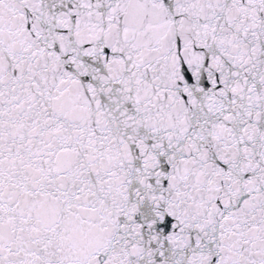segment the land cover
Listing matches in <instances>:
<instances>
[{"label": "water", "instance_id": "1", "mask_svg": "<svg viewBox=\"0 0 264 264\" xmlns=\"http://www.w3.org/2000/svg\"><path fill=\"white\" fill-rule=\"evenodd\" d=\"M0 264H264V0H0Z\"/></svg>", "mask_w": 264, "mask_h": 264}]
</instances>
